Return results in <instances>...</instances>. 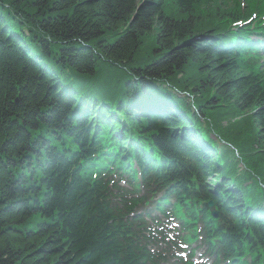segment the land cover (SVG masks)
Masks as SVG:
<instances>
[{
  "label": "trees",
  "instance_id": "1",
  "mask_svg": "<svg viewBox=\"0 0 264 264\" xmlns=\"http://www.w3.org/2000/svg\"><path fill=\"white\" fill-rule=\"evenodd\" d=\"M35 1L19 3L17 7L24 11L14 6L6 7L5 2V8L0 7V264H140L142 248L136 249L131 241L126 242L132 248L127 255L118 256L117 250L110 246L114 235L108 223L113 218L109 215L108 220L107 214H103V207H112L125 215L130 207L133 208L132 203L113 201L105 178L82 172L81 161L87 158L89 151L86 149L94 134L87 115L95 111L87 106L89 109L84 108L85 115H82L85 121H69L66 109L76 100L75 96L67 99L64 96L67 94H61L64 89L61 84L84 80L81 82L86 88L91 84L112 104L122 107L120 102L124 101L125 109L121 113L128 117L132 126L136 123L133 128L153 134L152 140L164 152L171 151L173 146L180 154L178 174L192 177L197 184L207 187L211 183L208 178L215 173L234 185L238 182L234 167L225 155L219 156L216 151L206 149L202 152L198 135L194 136L186 127L202 135V120L217 129L218 116L227 120L239 116L242 125L246 124L249 130L237 135L231 133L228 141L247 155L264 152V82L259 76L249 74L235 61L228 46L222 44L231 38L224 30L226 24L217 28L214 21L209 20L214 15L209 13L210 9L218 11L215 12L217 18L235 15L234 11L226 13V9L221 12L220 7L224 8L225 3L218 5L208 0H49L42 6L43 0ZM6 9L16 11L25 20L9 11L6 13ZM62 15L65 17L59 18ZM202 18L204 21L200 22ZM28 22L31 27L39 24L45 27L46 24L59 32L61 36L57 39L63 42L57 48L69 50L59 59L68 63L67 73L72 75L69 81L61 78L62 67H56L59 64L54 56L57 48L54 53L51 50L44 53L42 43H49V40L37 34L20 35L21 30L28 28ZM105 27L108 33L119 36L115 42L102 45ZM150 37L155 39L154 52L158 57L148 67L146 58L138 57L136 52L138 44ZM29 38L40 44L41 51L36 50V55L33 46L26 42ZM30 52L37 63L44 56H54L50 69L59 72L60 86L53 88L49 84L50 69L44 72L39 69L30 61ZM114 64L126 66L141 80L130 82L126 90L122 89L124 75L110 72L117 68ZM189 65L198 66L201 76L191 84L186 77ZM153 73L173 79L177 89L190 93L197 100L200 115H194L174 96L178 109L185 104L187 118L173 115L176 109L165 110V114L159 115L161 120L156 116L147 117L139 105L127 110L130 101L125 99V94H137L133 102L140 99L139 93H147L145 77H153ZM78 87L79 94L82 89ZM160 97L155 95L157 102ZM103 119L99 121L101 127L108 128L111 133L113 128L119 129L122 125L120 121ZM40 125H48L51 129L47 130L48 138L34 133ZM58 133L59 141L53 139ZM40 139H43L42 145ZM117 141L122 145L126 143L125 139ZM114 145L121 147L117 143ZM219 150L223 152V147ZM124 152L128 154L129 151ZM225 154H230L228 149ZM223 158L228 161L223 162ZM188 180L182 184L193 185ZM187 188V193H193L195 186ZM235 188L234 196H225L223 220L210 219L204 210L198 214L204 218L210 236L220 238L229 250L233 249L234 242L244 238L255 252L253 244L256 241L264 248V228L254 223L248 208L264 200V191L249 185L239 190ZM249 229L257 235L253 240L249 238V234H253ZM128 238L133 240V237Z\"/></svg>",
  "mask_w": 264,
  "mask_h": 264
},
{
  "label": "bare ground",
  "instance_id": "2",
  "mask_svg": "<svg viewBox=\"0 0 264 264\" xmlns=\"http://www.w3.org/2000/svg\"><path fill=\"white\" fill-rule=\"evenodd\" d=\"M5 17H7V15H5ZM104 30H105V32H103ZM26 32H33V34L36 35V33H39L40 30H38V29H36V27L32 26L30 30H27V31H22L21 30L19 33L23 37H28L29 35H27ZM102 32H103L102 34L105 36V34L108 33V28H106V27L103 28ZM26 42L29 43V45L33 46L34 53H36V50H40V48H41L40 44L37 43V42H34L33 39L29 38V39L26 40ZM224 45H226V43H224ZM68 53H69L68 49L57 48V53H55V55H54V56H56V58L59 61V64H56V67H60V68L62 67V76H63L64 81H67V80L69 81V79L72 78V75L67 73V70L69 69L68 68V63H64V62L60 61L59 59L64 54H68ZM27 55H28V53H27ZM54 56H50V57H48L46 59L52 60V59H54ZM38 58H42V57L39 56ZM29 59H30V61L32 63H35V61H34L35 59H32V58H29ZM64 71H66V73ZM110 72H112V73L113 72H118V73H121L123 75L125 74L126 77H127L126 78L127 82L125 84L126 86H128L130 84V82L138 80V78H137V80L133 79L135 74L130 72V71H128L127 67L124 68L123 66H118L117 68H114ZM103 73H106V72H103ZM107 74H110V73H107ZM110 75L115 76V74H110ZM140 80H141V78H140ZM66 84L69 85V83H66ZM63 91H65V90H63ZM119 91H122V89H119ZM159 91H161V89H159ZM64 96L67 97V99H70L72 94L69 93V94L64 95ZM125 96H126V94H125ZM184 105L185 104H182L181 107H180L182 110L186 109L184 107ZM85 110H88V109H85ZM83 112H85V111H82V113ZM89 114H91V115H87V117H89V119L91 121L94 120L95 122H93V123H96V122L100 121V118H104L103 120H107L109 122H118L119 121V118H118L117 115L115 116L113 113H111L110 111H107V110L95 111V112H93V114H92V112H89ZM110 114H112L111 118H109ZM66 117H67V119L69 121L71 119H73L75 122H77V121H79L80 115H78L76 112H70L69 114L66 115ZM88 123L90 124L89 121H88ZM133 126H136V123H134ZM41 128H44V130H41ZM120 128H121V134H123V135L126 133V130H128V128L126 126L120 125ZM47 130H51L48 125H43V126L40 125L38 127V129L36 131H34V133H38L39 136H41L42 138H48L50 136V134L47 133ZM101 132H103V131H94V133H96V134H101ZM132 132L133 133L136 132L134 128H133ZM153 137H154V135H151V137H149V139H147L145 142L152 141ZM124 139H125L126 143L121 145V146H122L123 150H125L126 152L127 151H132V152L137 151L138 152L137 155L139 157H142L143 153H149L151 151V148L148 145H147L148 148L143 149V144H142V141H144L143 138L142 139H137V138L133 137L132 142H133L134 147L129 142L128 137H125ZM93 140H94L93 143L89 142V149H86L87 151H89V153L91 152L93 154H96V153H98L100 151H107V150L109 151V153H112V151L115 149L116 145H114L109 140H105L103 138H96V139H93ZM73 152H74V148H73ZM100 159L95 158V160L92 162L93 165L91 166L92 170L90 171V173H91V176H93L95 178H101V175H105L106 173L112 171V166L110 165V163L108 161H103V156L102 155H101ZM169 159H171V161L174 163L171 166L178 167V162L175 163L173 161L174 157L171 156ZM135 160H136L137 164H141L142 162H143V164L147 163V160L146 159L143 160V158H141L140 160H137V159H135ZM175 160H177V158ZM162 183H165L164 179H162ZM172 196H173V194H171L169 199H171ZM110 197L108 199H111ZM159 207H161V205L157 206V208H159ZM108 208L110 210L107 209L106 207H103V209L105 211V212H103V214H107V218L109 217V215L113 218V220L110 221V223H108V226L110 228V233H113V235H114V237L111 238L110 246L112 248H115V250H117V252L119 254L118 256H120L121 254L127 255L130 252V250H132L131 244L126 243L128 241V237H130V238L133 237L134 241H137V240L140 239L138 237H139V234H141V231L131 227V226H134L136 224L135 222H131V226H125L127 224L128 220H129V218H131V214H129L130 212L126 213L125 215H123V214L118 213L117 211H115L114 208H112V207H108ZM111 210L114 212L116 217L111 212ZM153 211H154L153 215H155L157 209L154 207ZM109 219H110V217L108 218V220ZM131 228H133V229H131ZM115 238H116V240L114 241ZM129 241H131V239ZM213 241H214V243L216 242L215 240H213Z\"/></svg>",
  "mask_w": 264,
  "mask_h": 264
},
{
  "label": "rangeland",
  "instance_id": "3",
  "mask_svg": "<svg viewBox=\"0 0 264 264\" xmlns=\"http://www.w3.org/2000/svg\"><path fill=\"white\" fill-rule=\"evenodd\" d=\"M24 0H0V7L2 9L5 8L4 5V2L6 4V7H10V6H14V8L16 9H19L20 11H24L23 8H20V7H17V5H19V3H23ZM37 1V0H36ZM35 1V2H36ZM49 0H43V4H41L42 6L45 5ZM34 2V3H35ZM231 5H234L232 2L230 3H227V5L222 8L220 7L221 9V12L223 13V11H225V8L226 7H229ZM7 11V9L5 10V12ZM9 13L12 14H17L16 11H13L11 9H8ZM7 11V12H8ZM6 12V13H7ZM210 13H214L215 14V10L212 12V10L210 9L209 11ZM217 13V12H216ZM18 16H21L23 18V20H25V17L22 16L21 14H17ZM65 15H62L60 16L59 18H64ZM5 19V18H4ZM8 19H5V21H7ZM204 21V18L200 19V22H203ZM58 22H61L60 20H58ZM51 24V23H50ZM36 27V29L40 30L39 33H36L37 35H40L42 38H44V40H49V43H42L43 47H44V53L47 52V51H50L51 50V53L53 52L54 53V49L59 47V43H62L63 41H60V39H57L58 37H60L61 35L59 34V32L55 29L51 30L48 25L45 24V27L42 26V24H39L37 26H34ZM31 29V24L28 22V30ZM31 34H33L32 32H30ZM65 35V34H64ZM119 36L117 33H107L105 34V38L104 40H102V45H104V43H113L116 41V37ZM64 37H66V39H68V37L65 35ZM146 40L145 41H141V43H139V49L138 51L136 52V55H138V57L142 58V56H144L146 58L145 62L148 64V67L157 59L158 55L155 54V49H156V42H155V39L153 37H150V38H145ZM144 40V39H143ZM22 48V47H21ZM158 50H156L157 52ZM31 54L33 52H30ZM159 53V51H158ZM25 54H26V51H25ZM35 54V53H33ZM32 54V56L30 55V57L32 59H35L34 55ZM36 55V54H35ZM142 55V56H141ZM48 58L47 56H44L42 60H40L39 63H37V61H35V65L38 66L39 69H41L43 72L44 70L45 71H48L51 67V64L52 62L49 60V59H46ZM41 66L44 67V69L41 68ZM199 67L198 66H195V65H189L187 70H186V77L190 79V84H191V81H195L197 82L201 76L199 75ZM152 74V72H151ZM48 77H49V84L53 87V88H56V86H60L61 82V78H63V76L60 78V74L58 71H55L54 69H50L49 72H48ZM153 78L155 80H158V79H163L165 78V76H161V75H155V73H153ZM180 79V78H178ZM168 81L172 82L175 84L174 80L171 79V78H168L167 79ZM140 81V79H138L136 82ZM69 85H65V84H61L62 86H64V89L62 88L61 90V94H68V93H71L72 96H75V102L70 105L69 104V108L66 109V112L67 114L70 112V110L72 112H76L78 115H80L79 117V121L78 122H83L85 121V117L82 116V115H85V112L82 113V111H84V108L86 109H89L87 106H90L92 107L93 110H97L98 108V102H99V99L98 97H95V96H92V99H88L87 98V93L83 92L82 95L78 94L77 91H78V86H80V82H73V81H69L68 82ZM80 89H83L80 87ZM65 90V91H63ZM77 90V91H76ZM126 90V88H125ZM78 96H77V95ZM81 96V99H80V96ZM137 97V94L136 96H133V95H129V96H125V99L126 100H129V105L132 106V103H133V100ZM86 101V102H85ZM123 107H124V101H121L120 102ZM78 107V108H77ZM231 114L233 113V109L230 111ZM112 117V114H110V117ZM108 118V119H109ZM89 122H92V125L94 124L93 122H95L94 120H88ZM43 122L46 123V118H43ZM41 130H44V128H41ZM82 130V129H81ZM48 133V132H47ZM44 136V135H43ZM45 137V136H44ZM53 139H56L57 141H59L61 139V136H59V133L56 135V137H54ZM41 141V145H42V142H43V139H40ZM55 145V144H54ZM54 148V146L52 147Z\"/></svg>",
  "mask_w": 264,
  "mask_h": 264
}]
</instances>
